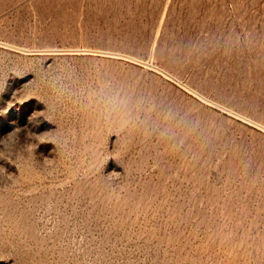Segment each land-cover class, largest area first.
Segmentation results:
<instances>
[{
    "label": "rangeland",
    "instance_id": "obj_1",
    "mask_svg": "<svg viewBox=\"0 0 264 264\" xmlns=\"http://www.w3.org/2000/svg\"><path fill=\"white\" fill-rule=\"evenodd\" d=\"M0 264H264V0H0Z\"/></svg>",
    "mask_w": 264,
    "mask_h": 264
},
{
    "label": "clouds",
    "instance_id": "obj_2",
    "mask_svg": "<svg viewBox=\"0 0 264 264\" xmlns=\"http://www.w3.org/2000/svg\"><path fill=\"white\" fill-rule=\"evenodd\" d=\"M105 107L111 108L115 110L119 106L123 105L125 102L121 100L119 97H112L103 101Z\"/></svg>",
    "mask_w": 264,
    "mask_h": 264
}]
</instances>
